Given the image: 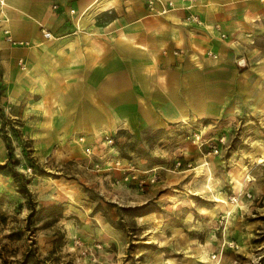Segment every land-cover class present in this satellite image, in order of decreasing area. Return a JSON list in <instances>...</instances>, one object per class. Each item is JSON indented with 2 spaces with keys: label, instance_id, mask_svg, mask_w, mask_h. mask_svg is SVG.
<instances>
[{
  "label": "rangeland",
  "instance_id": "1",
  "mask_svg": "<svg viewBox=\"0 0 264 264\" xmlns=\"http://www.w3.org/2000/svg\"><path fill=\"white\" fill-rule=\"evenodd\" d=\"M12 114L0 105V164L4 130L16 156L0 167V264L264 259V117L111 133Z\"/></svg>",
  "mask_w": 264,
  "mask_h": 264
},
{
  "label": "crops",
  "instance_id": "2",
  "mask_svg": "<svg viewBox=\"0 0 264 264\" xmlns=\"http://www.w3.org/2000/svg\"><path fill=\"white\" fill-rule=\"evenodd\" d=\"M7 1L0 105L15 117L111 133L264 117V0H175L163 14L146 0Z\"/></svg>",
  "mask_w": 264,
  "mask_h": 264
},
{
  "label": "built area",
  "instance_id": "3",
  "mask_svg": "<svg viewBox=\"0 0 264 264\" xmlns=\"http://www.w3.org/2000/svg\"><path fill=\"white\" fill-rule=\"evenodd\" d=\"M188 1V5L187 8L188 9H192L194 8V6L196 5V1L197 0H187ZM148 7H150L151 9L156 8L157 6H159V13H166L168 11H170L171 9H173L176 5L175 0H146ZM72 12L74 13L75 10H72ZM190 17L193 18V20L200 22V16L196 13H191ZM10 19V10L8 7V1L7 0H0V22H8V20ZM218 29H220V26H217ZM4 30L6 32L7 39H11V36L9 34V28L8 26H4ZM44 34L47 37H51L52 33L50 31H45L44 30ZM222 36H226V34H222Z\"/></svg>",
  "mask_w": 264,
  "mask_h": 264
},
{
  "label": "trees",
  "instance_id": "4",
  "mask_svg": "<svg viewBox=\"0 0 264 264\" xmlns=\"http://www.w3.org/2000/svg\"><path fill=\"white\" fill-rule=\"evenodd\" d=\"M5 126H3L4 129ZM4 139L6 141L7 147H8V152H9V159L10 162L6 164H0L1 168L7 167L9 164L12 166L16 162V156L14 154L13 146H12V141L10 135L4 130ZM12 174L14 176L20 177V183L24 191H27V183H26V177L25 175L20 172L19 170H16L15 168L11 167ZM253 264H264V259L262 258L260 261L255 262Z\"/></svg>",
  "mask_w": 264,
  "mask_h": 264
}]
</instances>
